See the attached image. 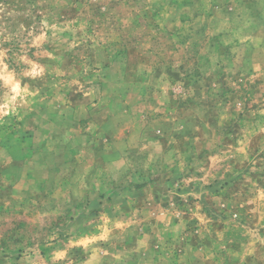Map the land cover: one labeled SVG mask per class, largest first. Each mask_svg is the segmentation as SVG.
I'll return each instance as SVG.
<instances>
[{"label":"rangeland","instance_id":"1","mask_svg":"<svg viewBox=\"0 0 264 264\" xmlns=\"http://www.w3.org/2000/svg\"><path fill=\"white\" fill-rule=\"evenodd\" d=\"M235 1L0 0V264H264V22Z\"/></svg>","mask_w":264,"mask_h":264},{"label":"crops","instance_id":"2","mask_svg":"<svg viewBox=\"0 0 264 264\" xmlns=\"http://www.w3.org/2000/svg\"><path fill=\"white\" fill-rule=\"evenodd\" d=\"M231 3H233V2H231ZM234 4H235V6L230 8L231 11L229 12V15L235 16V14H236V16H237V15L241 14L243 10L247 14H252V11H249V7H248V9H244V8L241 7V4L239 3V0H236L234 2ZM263 5H264V0H260L259 1V7L260 8L256 9V11H254V12H255L256 15H259L261 18H263L261 20H263V22H264V12H263L264 10H261ZM244 7H245V5H244ZM240 9H241V11H240ZM245 25L249 26V27H253L254 29H256V24H252V22L251 23L248 22V24H245ZM256 52H257V59L258 60H263L264 59V44L263 45H259V47L257 48ZM141 182L142 183H146L145 180H142ZM120 187H121V191H123V192H142L143 188H144L143 185H126V184L121 185Z\"/></svg>","mask_w":264,"mask_h":264}]
</instances>
